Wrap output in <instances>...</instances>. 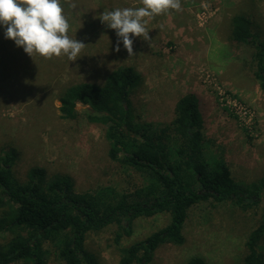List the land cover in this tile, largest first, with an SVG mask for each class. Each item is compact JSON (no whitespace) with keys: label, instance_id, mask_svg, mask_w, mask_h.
<instances>
[{"label":"rangeland","instance_id":"rangeland-1","mask_svg":"<svg viewBox=\"0 0 264 264\" xmlns=\"http://www.w3.org/2000/svg\"><path fill=\"white\" fill-rule=\"evenodd\" d=\"M180 2V11L145 18L150 40L131 37V57L122 41L120 51H115L116 32L98 17L106 10L142 7L141 0H61L70 24L68 35L86 45L76 61L66 56L33 59L5 38L0 25V155L14 152L18 180H24L29 169L40 168L48 178L68 176L76 193L104 187L130 193L143 184L139 173L108 157L105 125L89 122L81 105L76 118L60 117L58 98L65 86L101 84L119 65L131 66L140 77L130 103L140 122L151 123V132H160L173 120L181 96L195 93L206 153L224 159L234 182L243 188L262 177L264 91L255 76L254 50L231 39V20L238 13L251 15L264 40V1ZM263 214L264 191L246 210L230 202L203 201L189 210L183 245L165 244L149 262L132 264H186L193 255L206 264H242L246 237ZM169 221L166 213L137 218L126 224L129 235L111 224L89 233L86 248L97 264H119L124 248ZM118 231L121 238L116 240ZM4 238L8 235H1L0 242ZM45 246L48 263L63 264L54 249Z\"/></svg>","mask_w":264,"mask_h":264},{"label":"trees","instance_id":"trees-1","mask_svg":"<svg viewBox=\"0 0 264 264\" xmlns=\"http://www.w3.org/2000/svg\"><path fill=\"white\" fill-rule=\"evenodd\" d=\"M231 27L234 42L253 48L255 76L264 91V40L252 16L235 14ZM139 79L131 66L119 65L101 84L65 86L58 101L62 119L76 118V107L81 105L89 122L103 123L108 157L139 173L143 184L130 193L109 187L76 193L68 176L48 178L40 168L29 169L20 181L13 170L16 155L4 151L0 155V236L8 238L0 242V264H49L45 245L54 249L63 264H97L86 248L89 233L117 224L129 235L127 223L166 213L169 223L124 248L119 264L149 262L163 245L184 244L189 210L199 203L230 202L243 210L257 204L264 191V174L243 188L234 182L225 160L209 156L202 146L199 97L195 93L181 96L173 120L154 133L151 123L138 120L130 103ZM115 236L119 240L121 232ZM186 264L206 262L193 255ZM242 264H264V214L246 237Z\"/></svg>","mask_w":264,"mask_h":264},{"label":"clouds","instance_id":"clouds-1","mask_svg":"<svg viewBox=\"0 0 264 264\" xmlns=\"http://www.w3.org/2000/svg\"><path fill=\"white\" fill-rule=\"evenodd\" d=\"M141 4L142 7L106 10L98 17L115 30L118 37L115 51H120L122 41L129 57L135 55L131 37L150 40L145 18L181 10L180 0H141ZM69 6L76 7L71 3ZM0 25L5 28V38L14 41L33 59L66 56L76 61L86 46L68 35L70 24L61 0H0Z\"/></svg>","mask_w":264,"mask_h":264}]
</instances>
